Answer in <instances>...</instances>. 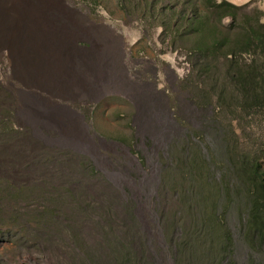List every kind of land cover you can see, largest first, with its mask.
Wrapping results in <instances>:
<instances>
[{
    "label": "rangeland",
    "instance_id": "rangeland-1",
    "mask_svg": "<svg viewBox=\"0 0 264 264\" xmlns=\"http://www.w3.org/2000/svg\"><path fill=\"white\" fill-rule=\"evenodd\" d=\"M124 5L0 0V264H188L168 234L205 230L202 187L236 264H264L235 192L238 123L194 103L184 51Z\"/></svg>",
    "mask_w": 264,
    "mask_h": 264
},
{
    "label": "trees",
    "instance_id": "trees-1",
    "mask_svg": "<svg viewBox=\"0 0 264 264\" xmlns=\"http://www.w3.org/2000/svg\"><path fill=\"white\" fill-rule=\"evenodd\" d=\"M121 2L125 12H151L153 25L163 29L164 42L184 51L190 70L183 86L193 90L194 103L202 109L213 107L217 120L227 117L238 123L243 144L234 138L230 149L239 181L235 192L244 195L242 224L247 235L257 238L264 254V12L248 14L227 0ZM205 168L202 161L203 174ZM224 189L227 195L231 191ZM207 191L201 188L204 209L199 223L208 233L194 227L181 233L178 242L174 229L169 241L177 242L188 264H236L232 230L216 216L215 207L207 210L214 203ZM202 241L209 244L205 252H200Z\"/></svg>",
    "mask_w": 264,
    "mask_h": 264
}]
</instances>
